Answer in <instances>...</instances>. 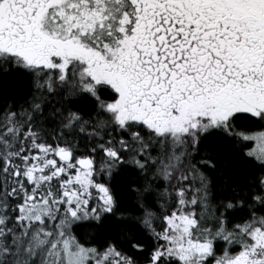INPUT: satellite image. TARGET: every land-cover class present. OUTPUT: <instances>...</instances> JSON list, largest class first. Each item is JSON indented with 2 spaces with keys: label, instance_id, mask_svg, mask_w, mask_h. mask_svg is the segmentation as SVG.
I'll list each match as a JSON object with an SVG mask.
<instances>
[{
  "label": "snow or ice",
  "instance_id": "6c2138e0",
  "mask_svg": "<svg viewBox=\"0 0 264 264\" xmlns=\"http://www.w3.org/2000/svg\"><path fill=\"white\" fill-rule=\"evenodd\" d=\"M0 264H264V0H0Z\"/></svg>",
  "mask_w": 264,
  "mask_h": 264
}]
</instances>
